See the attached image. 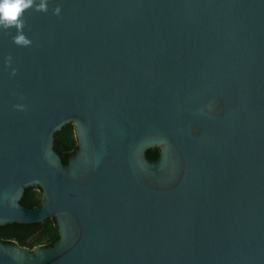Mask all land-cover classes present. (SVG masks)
Instances as JSON below:
<instances>
[{"label": "water", "instance_id": "1", "mask_svg": "<svg viewBox=\"0 0 264 264\" xmlns=\"http://www.w3.org/2000/svg\"><path fill=\"white\" fill-rule=\"evenodd\" d=\"M49 217L53 245L0 239V264H264V0H31L0 23V225Z\"/></svg>", "mask_w": 264, "mask_h": 264}, {"label": "trees", "instance_id": "2", "mask_svg": "<svg viewBox=\"0 0 264 264\" xmlns=\"http://www.w3.org/2000/svg\"><path fill=\"white\" fill-rule=\"evenodd\" d=\"M77 147L74 125L70 122L54 134V148L59 152L63 162H67L69 154ZM147 155L152 159L158 156L156 148L147 150ZM42 199L41 188L27 187L21 198V203L27 207H37ZM59 238L55 220L52 217L43 222L34 223H7L0 225V239L4 242L16 241L22 246L32 248L37 244L53 245Z\"/></svg>", "mask_w": 264, "mask_h": 264}, {"label": "clouds", "instance_id": "3", "mask_svg": "<svg viewBox=\"0 0 264 264\" xmlns=\"http://www.w3.org/2000/svg\"><path fill=\"white\" fill-rule=\"evenodd\" d=\"M31 0H0V23L11 24L16 22V18L21 9L27 6Z\"/></svg>", "mask_w": 264, "mask_h": 264}, {"label": "flooded vegetation", "instance_id": "4", "mask_svg": "<svg viewBox=\"0 0 264 264\" xmlns=\"http://www.w3.org/2000/svg\"><path fill=\"white\" fill-rule=\"evenodd\" d=\"M16 242V241H15Z\"/></svg>", "mask_w": 264, "mask_h": 264}, {"label": "snow or ice", "instance_id": "5", "mask_svg": "<svg viewBox=\"0 0 264 264\" xmlns=\"http://www.w3.org/2000/svg\"><path fill=\"white\" fill-rule=\"evenodd\" d=\"M42 6V5H41Z\"/></svg>", "mask_w": 264, "mask_h": 264}]
</instances>
